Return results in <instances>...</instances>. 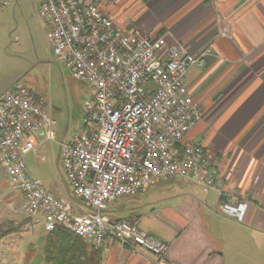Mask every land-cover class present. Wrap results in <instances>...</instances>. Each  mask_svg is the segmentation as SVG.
Instances as JSON below:
<instances>
[{
	"label": "built area",
	"instance_id": "obj_1",
	"mask_svg": "<svg viewBox=\"0 0 264 264\" xmlns=\"http://www.w3.org/2000/svg\"><path fill=\"white\" fill-rule=\"evenodd\" d=\"M9 3L0 0V7ZM37 12L53 55L91 89L82 106L86 127L60 142L62 169L88 211L31 175L25 156L36 151L39 134L55 139L54 119L43 95L16 84L0 93V167L21 193L20 210L37 216L45 232L61 225L95 248L112 238L153 254L156 264H174L165 241L132 219L110 218L105 209L169 178L222 195L209 154L183 142L202 114L185 76L203 63V55L181 53L164 36L119 27L99 0H40ZM245 210L246 202L231 196L218 206L238 221Z\"/></svg>",
	"mask_w": 264,
	"mask_h": 264
},
{
	"label": "crops",
	"instance_id": "obj_2",
	"mask_svg": "<svg viewBox=\"0 0 264 264\" xmlns=\"http://www.w3.org/2000/svg\"><path fill=\"white\" fill-rule=\"evenodd\" d=\"M99 1L119 27L164 36L181 53L203 55V63L185 76L202 114L183 142L209 154L223 189L218 195L182 178L165 179L123 207L115 205L125 215L112 214L113 219H132L165 241L174 264H264V0ZM56 135L53 141L36 136L33 153L56 142L61 157L60 142L74 134L67 140ZM228 196L246 202L241 221L218 211ZM21 199L0 167V208L19 207ZM99 249L101 264H156L153 254L112 238Z\"/></svg>",
	"mask_w": 264,
	"mask_h": 264
},
{
	"label": "rangeland",
	"instance_id": "obj_3",
	"mask_svg": "<svg viewBox=\"0 0 264 264\" xmlns=\"http://www.w3.org/2000/svg\"><path fill=\"white\" fill-rule=\"evenodd\" d=\"M39 1L11 0L9 6L0 9V89L25 84L43 95L46 107L51 106L56 137L67 140L84 129L82 106L91 97V89L87 83L75 79L49 50L46 28L37 12ZM45 145L38 154L32 152L25 156L31 175L49 191L56 194L60 190L78 210L87 212V206L73 193L62 169L58 144L53 142L52 149L49 142ZM131 198L110 203L105 212L112 219V214L125 215L113 207H123ZM37 218L24 214L20 206L12 208L9 204L0 208V239L4 237L0 241V264H45L43 237L46 232Z\"/></svg>",
	"mask_w": 264,
	"mask_h": 264
},
{
	"label": "trees",
	"instance_id": "obj_4",
	"mask_svg": "<svg viewBox=\"0 0 264 264\" xmlns=\"http://www.w3.org/2000/svg\"><path fill=\"white\" fill-rule=\"evenodd\" d=\"M43 252L45 264H101L99 248L61 225L45 233Z\"/></svg>",
	"mask_w": 264,
	"mask_h": 264
}]
</instances>
